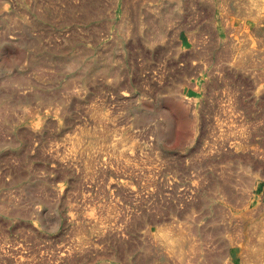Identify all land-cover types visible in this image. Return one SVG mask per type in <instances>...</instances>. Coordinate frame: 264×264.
<instances>
[{"label":"rangeland","instance_id":"1","mask_svg":"<svg viewBox=\"0 0 264 264\" xmlns=\"http://www.w3.org/2000/svg\"><path fill=\"white\" fill-rule=\"evenodd\" d=\"M263 231L264 0H0V264H255Z\"/></svg>","mask_w":264,"mask_h":264},{"label":"bare ground","instance_id":"2","mask_svg":"<svg viewBox=\"0 0 264 264\" xmlns=\"http://www.w3.org/2000/svg\"><path fill=\"white\" fill-rule=\"evenodd\" d=\"M161 238L164 240L166 247L169 249L170 252H172L173 254L181 257L182 255V251L185 248V244L183 241L182 236H177V237H171L170 234H168L167 232L162 231L160 234ZM261 236L264 238V231L260 234L259 238H261ZM264 242V241H263ZM248 246H254L255 248H253V257L254 258V263L255 264H262L261 262V251H262V247L264 244H256L255 242H252L251 244H247ZM264 252V250H263ZM244 264H247V259H244ZM252 263V262H251Z\"/></svg>","mask_w":264,"mask_h":264}]
</instances>
